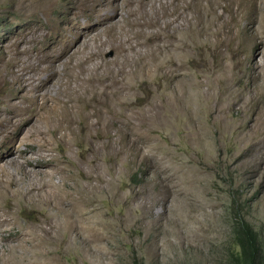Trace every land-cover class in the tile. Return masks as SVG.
Masks as SVG:
<instances>
[{
  "label": "rangeland",
  "instance_id": "obj_1",
  "mask_svg": "<svg viewBox=\"0 0 264 264\" xmlns=\"http://www.w3.org/2000/svg\"><path fill=\"white\" fill-rule=\"evenodd\" d=\"M159 1L166 0H0V59L19 43L54 64L55 75L70 83L64 88L54 81L49 94L74 99L76 122L92 86L103 108L113 102L130 121L118 134L126 153L112 162L102 156L97 171L81 159L85 146L72 136L54 141L51 153L62 150L66 164L53 180L62 176L87 188L78 208H65L70 219L82 212L78 236L61 232L56 244L37 245L36 264H235V231L242 221L264 249V15L235 0H178L190 21L155 38L171 18ZM114 31L120 35L116 42ZM175 37L176 50L168 46ZM127 38L139 43L135 50L116 46ZM83 57L84 70L71 78L68 65ZM160 58L184 63L194 76V87L179 103L161 92L155 67ZM21 93L16 82L0 81L4 161H22L21 152L34 145L26 133L33 130L32 119L22 124L17 113L28 104ZM0 166L16 171L13 164ZM87 175L99 176L98 191L88 188ZM6 182L0 183V217L8 218L0 241L6 237L5 246L22 253L12 231L39 220L46 209L8 195Z\"/></svg>",
  "mask_w": 264,
  "mask_h": 264
},
{
  "label": "bare ground",
  "instance_id": "obj_2",
  "mask_svg": "<svg viewBox=\"0 0 264 264\" xmlns=\"http://www.w3.org/2000/svg\"><path fill=\"white\" fill-rule=\"evenodd\" d=\"M235 1L242 3L243 8L247 11L253 10L259 16L264 15V0ZM158 5L164 9V17L171 18L164 20V26L154 34L155 38L161 35L169 36L182 29L185 21H190L188 15L181 10L182 5L178 0L159 1ZM116 12L115 10L105 12V19L112 18ZM178 19H181L180 23ZM144 22L148 25H158L156 21L150 19ZM111 27L114 28L112 23ZM169 29L176 30L170 32ZM111 36L115 42L120 37L115 31ZM138 44V42L135 44L130 43L129 38H127L125 41L120 40L116 43V46L121 51H128L135 50ZM168 46L174 50L179 48L178 39L175 37L173 42L168 43ZM27 51V47L19 46V43L15 45V49L6 51V54L0 59V81L8 79L16 82V85L18 84L22 88L20 97L26 98L28 103L26 107L17 102H11L9 105L11 107L19 105L24 109L23 111L19 109L17 112L21 117L22 124L32 119L33 130L26 133H29V137H33L34 145L21 152L19 156L23 158L22 161H18L15 157L4 161V157L0 155V161L13 164L16 167L14 173L5 169L4 166L3 168L0 166V183L6 182L4 177H7L8 195L14 196L24 204L38 202L46 210L39 220L26 224L23 227L24 229L18 232H13L15 229L12 231L17 238V246L23 248L22 253H16L13 246L6 247L2 242L7 240L6 237L1 239L0 264H21L23 260V263L26 261L25 264H36L35 248L37 245L48 244L49 247L54 243L56 244L58 234L61 232L67 231L71 235L72 231H76L75 235L78 236L80 226L77 219L82 215V212H73L74 218L70 219L65 212V208H78L84 197L82 193H85L87 187H82L78 181H75L74 185H69L62 176H58V182L53 180L60 171L65 169L66 164L62 150L59 153H51L54 150V141H69L72 136L79 145L83 144L85 146V152L81 155V159L91 163L93 170L97 171L102 156L107 157L112 162L119 152L126 153L125 148L120 146L121 141L118 134L122 125L130 126L128 115H123V112L116 110L113 102L103 108L104 105L99 98L97 86H92L89 94L81 99L80 119L76 122V107L70 103L74 99H61L58 95L49 94V88L54 81H58L64 88L69 86L70 81L65 82L63 78L60 79L55 75L56 68L54 64H51L48 60L46 61L43 57L37 58L36 56L35 58L29 52L26 53ZM87 59L88 57H83L75 62H70L68 67L71 78L74 79L84 70V63ZM155 67L158 70V76L163 80L162 94L174 96L177 103H179L185 92L191 90L195 85L193 74L185 70V65L182 62L174 64L170 59L160 58L155 62ZM88 101L96 102L97 106L91 108L87 104ZM59 104L62 105L61 110L58 108ZM91 116H95L96 121L92 122L90 120ZM108 117L112 122L108 121ZM39 121L42 122L43 127L36 125V122L39 123ZM75 123L79 127L78 131H75ZM106 125H110L113 130L106 129ZM29 129L31 130V128ZM95 129H97V133L94 135L92 131ZM48 132L54 133L55 137H47ZM103 137L106 139L102 140ZM28 151L34 156L27 154ZM6 153L12 155L13 150L6 151ZM43 166H50V169H43ZM87 177L90 180L88 188L98 191L99 176L87 175ZM3 211L5 215L10 213V210ZM6 220H8L7 217H0V226ZM47 253H50V249L47 250Z\"/></svg>",
  "mask_w": 264,
  "mask_h": 264
},
{
  "label": "trees",
  "instance_id": "obj_3",
  "mask_svg": "<svg viewBox=\"0 0 264 264\" xmlns=\"http://www.w3.org/2000/svg\"><path fill=\"white\" fill-rule=\"evenodd\" d=\"M238 252L235 264H264V249L257 232L247 222H240L236 228Z\"/></svg>",
  "mask_w": 264,
  "mask_h": 264
}]
</instances>
